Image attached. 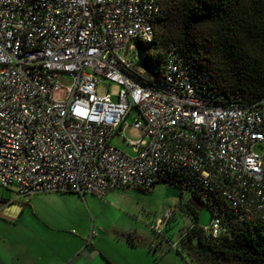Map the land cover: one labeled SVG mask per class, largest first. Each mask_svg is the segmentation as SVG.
Masks as SVG:
<instances>
[{
  "label": "built area",
  "instance_id": "obj_1",
  "mask_svg": "<svg viewBox=\"0 0 264 264\" xmlns=\"http://www.w3.org/2000/svg\"><path fill=\"white\" fill-rule=\"evenodd\" d=\"M162 1L0 0V186L103 197L167 180L211 213L180 239L192 228L219 238L228 215L264 226V96L227 98L173 42L157 71L141 68L136 48L148 62ZM62 74L71 83L55 100ZM132 108L141 137L129 155L111 139Z\"/></svg>",
  "mask_w": 264,
  "mask_h": 264
},
{
  "label": "rangeland",
  "instance_id": "obj_2",
  "mask_svg": "<svg viewBox=\"0 0 264 264\" xmlns=\"http://www.w3.org/2000/svg\"><path fill=\"white\" fill-rule=\"evenodd\" d=\"M57 82L60 87L52 96L55 100H62L67 95L66 87L71 83V79L62 74L57 77ZM117 90L118 87L114 83H100L97 87L99 94L109 91L114 95ZM137 115V109L132 108L126 116L127 125L119 129L111 139L112 145L129 155H134V151L128 141H136L141 137L140 131L131 125ZM254 151L262 153L263 147L255 145ZM63 195L64 197L59 196L58 199L68 203L69 208L54 205L47 213V218L52 222L49 223L30 213L25 199L16 197L15 187L0 186L1 264H46L44 252L47 257L51 255L48 261L55 259L52 249L83 232L84 224L77 225L73 220L82 211L88 213L89 231L97 234L107 231V241L151 244L150 257L154 264H214L196 248L181 244V233L191 226L196 218L188 203L191 195L181 192L173 184L160 181L149 189L132 186L114 188L103 197L86 193L79 195L83 198L84 208L76 206L75 199L71 198L70 194ZM22 207L26 210L21 213ZM169 210H174V213L162 224L161 231L153 230L150 225ZM210 219V210L206 206L199 207V225L207 226ZM95 237L94 235L92 239ZM54 262L53 264H56Z\"/></svg>",
  "mask_w": 264,
  "mask_h": 264
},
{
  "label": "trees",
  "instance_id": "obj_3",
  "mask_svg": "<svg viewBox=\"0 0 264 264\" xmlns=\"http://www.w3.org/2000/svg\"><path fill=\"white\" fill-rule=\"evenodd\" d=\"M162 4L165 15L149 45V66L157 71L164 47L173 42L186 56L196 57L197 67L227 98L250 102L264 96V0H163ZM197 205L189 204L194 224ZM180 242L214 264H264V226L240 223L230 215L219 238L192 228Z\"/></svg>",
  "mask_w": 264,
  "mask_h": 264
},
{
  "label": "crops",
  "instance_id": "obj_4",
  "mask_svg": "<svg viewBox=\"0 0 264 264\" xmlns=\"http://www.w3.org/2000/svg\"><path fill=\"white\" fill-rule=\"evenodd\" d=\"M14 187V186H12ZM63 194H70L74 198L76 206L84 208L83 198L74 192H41L31 195L29 198L20 197L16 193L17 198H24L28 204L30 213L35 214L43 221L52 223L48 218V210L54 205L69 208V204L59 196L64 197ZM68 195H65V197ZM26 208L22 207L21 213ZM52 219V218H51ZM74 223L85 226L83 232L79 236H73L65 243L58 244V246L51 250L55 259L49 260L45 254L46 264H154L151 260V244H135L133 242H121L106 240L109 234L107 231L103 234L91 235V230L88 229L89 217L87 212H81L80 215L74 217ZM92 222V220H91ZM92 224V223H91ZM95 239H92L93 236ZM48 254V253H47ZM54 260V261H53ZM49 262V263H48ZM54 262V263H55Z\"/></svg>",
  "mask_w": 264,
  "mask_h": 264
},
{
  "label": "water",
  "instance_id": "obj_5",
  "mask_svg": "<svg viewBox=\"0 0 264 264\" xmlns=\"http://www.w3.org/2000/svg\"><path fill=\"white\" fill-rule=\"evenodd\" d=\"M136 54H137V58H138V63L139 66L143 69H148L149 68V64L147 62V59L145 58V53H144V49L141 46H138L136 48ZM189 203L194 206V207H198L197 205V199L195 197H191L189 199Z\"/></svg>",
  "mask_w": 264,
  "mask_h": 264
},
{
  "label": "flooded vegetation",
  "instance_id": "obj_6",
  "mask_svg": "<svg viewBox=\"0 0 264 264\" xmlns=\"http://www.w3.org/2000/svg\"><path fill=\"white\" fill-rule=\"evenodd\" d=\"M190 204V203H189ZM191 205V204H190ZM192 206V205H191ZM194 207V206H193Z\"/></svg>",
  "mask_w": 264,
  "mask_h": 264
}]
</instances>
